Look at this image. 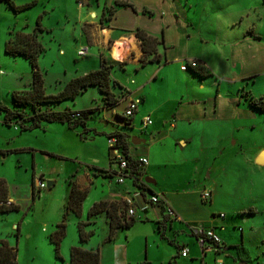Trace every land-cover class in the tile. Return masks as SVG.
Returning <instances> with one entry per match:
<instances>
[{
  "label": "rangeland",
  "instance_id": "rangeland-1",
  "mask_svg": "<svg viewBox=\"0 0 264 264\" xmlns=\"http://www.w3.org/2000/svg\"><path fill=\"white\" fill-rule=\"evenodd\" d=\"M14 1L17 5L34 1L37 4L18 14L0 10V104L11 106L12 94L30 90L27 83L33 78L28 60L6 53L5 43L11 30L31 34L40 20L43 31H38L37 35L44 52L38 65L44 75L47 95L59 93V81L69 82L83 76L85 66L89 71L97 70V56L99 50L102 51L101 57L108 65L120 68L113 72L118 83L133 88L143 86L142 93L147 98V104L140 108L143 116H137L134 130L126 134L129 144L134 137L141 140L139 145H130L134 158L152 160L156 155L160 161L157 175L170 182L176 178L180 186L177 184L170 189L190 193L189 196L170 197L172 209L180 217L183 210L194 217L206 215L213 219L215 214H224L226 219H235L239 224L229 228L230 235L239 246L247 241L248 259L252 264H264V165H258L254 159L260 149L264 151V113L251 105L252 98L264 100V0H131L137 11L130 7L118 8L121 7L116 5L118 0L115 3L114 0ZM110 10H115L112 19L102 20L103 16H109ZM162 16L173 18L169 32L176 33L174 46L168 44L170 60H181L178 65L186 62L198 65L197 60H201L213 76L201 78L187 69H182L187 73L180 74L176 64L166 69V74L159 75L160 64L141 67L135 62L139 59L136 47L122 62L112 58V50L120 39L106 37L109 34L103 32L106 24L111 27L139 24L136 30H144L156 27L155 19ZM251 27L260 42L249 45L244 39H248L245 36H249ZM158 39L162 40L161 34ZM85 46L89 47L88 54L79 56L78 50ZM164 47L165 44L158 46L162 57ZM179 91L187 96L182 105L174 99ZM116 92L118 98L125 94L120 88ZM140 93L136 96L142 99ZM102 106L105 105L98 89L90 88L74 102L60 105L59 109L79 112ZM175 109L181 111V118L191 121L190 124H183L177 134L167 139L173 140L172 143L165 141L150 150V144L159 139L155 137L161 128L172 120ZM24 110L29 116L30 110ZM121 110L122 107L116 109L118 117L122 118ZM147 114H151L152 124L141 132L140 119ZM115 115L111 110L97 111L89 115L86 128L80 125L71 129V133L67 132L68 135L50 129L43 138H37L39 130L20 134L14 127L3 125L0 111V150L8 153L5 157L0 155V178L8 181L15 205L19 207L18 212L0 220V239L17 248L19 264L70 262L69 250L63 251L65 262L56 258L47 235L60 221L69 181L74 174L81 177L89 169H97L103 175L107 171H120L108 142L111 134L124 131L123 121ZM55 126L60 128V125L52 128ZM181 138L187 145L175 147ZM29 143L59 156L44 155L39 150L35 159L32 153L16 152ZM38 179H44L47 187L40 196L35 193L33 198L32 187L36 191ZM102 181L113 191L121 187L116 177L112 180L104 177ZM48 182H56V185L49 189ZM127 183L132 181L128 179ZM205 191H212V201H203L201 195ZM71 220L72 227L69 222L67 224L65 243H71L73 238L77 241V229L74 219ZM146 222L128 233H120L113 245H106L108 228L100 220L96 234L86 247L95 250L100 247L107 264H123L120 255L124 243L129 242L128 253L123 251L132 263L140 259L143 244L146 256V245L150 243L151 257L156 258L152 264H168V255L178 251L170 240L189 230L177 228L167 240L153 244V231L158 232V229ZM237 227H242L244 233Z\"/></svg>",
  "mask_w": 264,
  "mask_h": 264
},
{
  "label": "crops",
  "instance_id": "crops-1",
  "mask_svg": "<svg viewBox=\"0 0 264 264\" xmlns=\"http://www.w3.org/2000/svg\"><path fill=\"white\" fill-rule=\"evenodd\" d=\"M124 1H128V2L132 3L131 0H124ZM114 3H115V0H114ZM118 8H123V7H118ZM0 10L1 11H11V12H13L3 2H0ZM102 13H101V15H102ZM172 22H173V18H171V16H162L159 19H157V18L155 19L154 23L156 24V27L144 28V30L147 31L148 34H150V35H152L154 37H157V38H158V36H160V34L164 35L165 47H166V45L168 46V44H170V46L172 47V46H174L173 44L176 41L175 40L176 33L175 32H171V31L169 32V30H171L170 28H171V26L173 24ZM187 24L189 25L188 20H187ZM106 27L107 28H104V30L103 29L102 30H103V32H105V31L108 32L109 34H106L107 36L105 34L102 35V36H104V38L106 36L107 38L114 37L116 39L117 38L118 39H126L128 41H131L132 44L134 45V47H136V51H138L139 59H140V57L142 56L141 45H140V42L136 39L135 33H134L136 31V28L139 27V24H136L134 26L128 25L127 27L126 26L111 27L110 25L106 24ZM251 29H252V27H251ZM248 35L251 36V37L249 38V36H245L248 39H244V41L248 42L249 45L251 43L260 42L259 39L255 38L257 36L256 33H254V32H253V34H249L248 33ZM9 37H10V35L8 33V39H9ZM168 39H170L169 42H168ZM170 46L166 47L165 52L163 54V61L162 62L149 64L147 66L154 65V64H160L159 69H158L157 72H159V75L160 74L164 75V74L167 73V72H165L166 69H171V68L174 67V64H176L177 65L176 67L178 69V71H177L178 73H180V74L187 73L188 71L184 72L181 69L183 64L178 65L181 60H176V59L175 60H172V59L170 60L169 54H168V50L170 49ZM85 47H87V46H85ZM82 48H84V47H82ZM79 50H78V52H79ZM61 52H63V51H61ZM100 52H102V51L99 50V53H98V56H97L98 61H99V64H97V66H99V67H97L98 69L101 68V65H102V62H101L102 57H101ZM165 56H166V58H165ZM139 59L135 60V62L139 63ZM165 59H166V61H165ZM199 61L203 64V66H205L207 68V65H206L205 62H203L201 60H199ZM139 65H140V63H139ZM161 65H163V67ZM85 68H86V70H84L83 75H85V74H87V73H89L91 71H94V70H90L89 71L86 66H85ZM118 69H120V68L119 67H113L112 68L111 76H112V79L114 81L115 80L117 81V79L114 77L113 72L118 70ZM212 76H213V74H212ZM157 77L158 76H156L155 79H157ZM32 79L29 80V83H27V85L30 86V87H31ZM59 83H60V87H59V92H60V91L63 90V88L65 87V85L68 82L59 81ZM91 88L98 89V87H91ZM118 88H120V90H123L124 93H125L124 95H122L121 98H118V95H117V92H116V90ZM142 89H143V86H140V87H137V88H135V87L133 88L132 86H129V85H126V84H125V86L120 84V85H118L116 87H112L113 93L115 95H117V98H118L117 105L115 107H108V106L107 107H103L102 106V108H101V110H99V112L106 111V110H108V111L111 110L112 113L116 114L115 116L119 120L123 121L121 119V117H118L117 114H119V113H118V111H116V109L118 107H122V110H121V112H122L126 108V106L128 104V101L130 99H139V100H141V103H140V105L138 107V110L136 112V114H137L136 117L134 116L130 126L126 127L124 125V127H123L124 128L123 132H125V134H126V132L128 134H130V131L134 130L133 127H135L137 116L138 115L143 116V115H141V112H140L141 106L142 105L145 106L147 104V98L145 97L144 93H142ZM88 91H85L84 93H86ZM98 91H99V89H98ZM139 92H141L140 95L143 97L142 99H141L140 96H136L137 94H139ZM84 93L80 94L78 96V98L80 96L84 95ZM99 93H100V91H99ZM119 93H122V92H119ZM175 95L176 96L174 97V99H176V101L179 104L182 105L186 101L187 96L184 95L181 91L175 93ZM100 96L102 97V102H104L103 94L100 93ZM169 100H172V99H169ZM66 102H74V101H65L63 103H66ZM12 103H11V106H12ZM63 103L58 104V105H54V106H50V107L53 110H55V111H63V110L59 109V106L62 105ZM178 108H180V107H178ZM151 111H153V110H151ZM181 116H182L181 115V111L179 112L178 109L177 110L175 109L174 115L172 117V120L168 121L165 124V126L163 128H161V130L159 131V133L155 137V138H159V139H157V141L152 142L150 144V150L153 151L155 147H157L158 145H161L163 142L167 141V139L172 138L171 136H174L175 134H177L178 130L181 128V126L183 124H186V123L190 124L191 121L183 119V118H181ZM145 117H150L151 118V114H147V115H145L144 117H142L140 119V124L142 126L141 127V132H143L145 129L149 128V126L147 128H144L143 125H142V121H143V119ZM122 123L124 124V122H122ZM50 125H52V126H50ZM53 125H60V126H58L60 128H57L56 126H55V128H52ZM65 127H66V124H62V123H47L45 127L42 126L41 128L35 129V130H39L40 131V134L39 133L36 134V137L37 138H43L44 137L43 135H45V133H48L50 129H52V130L57 129L58 131H62V132L66 133L68 135V133H71V129L68 128V127H67L68 128L67 129ZM167 127H169V130H167ZM14 128L17 131H19L18 127H14ZM85 128H86V126H85ZM35 130L26 131V132H20L19 131V132H20V134H25V133L34 132ZM123 132H121V133H123ZM151 134L154 136V132H151ZM178 137H179V135H178ZM133 139L136 141V143L137 142L138 143L137 144L133 143L132 142ZM46 141L47 140H45V142ZM172 141L173 140H170V142L169 141H167V142L172 143ZM140 142H141L140 139L134 137V138L131 139L130 145L136 146V145H139ZM30 144H32V143H29L28 146H26V147H22L21 149H17L16 152L17 153L20 152V154H21V152H25L27 154H31L32 153L33 156L35 157V159H36V156L39 153V150L44 155L47 154V155L52 156V157L53 156H59L55 152L53 153L52 151H47L46 149L45 150L37 149V147L36 148L32 147ZM180 144L183 145V146H186L187 142L183 141V139L181 138L180 142L175 143L174 145H175V147H178ZM130 145H129V150H128L129 156L132 157L135 160H139V158H134L132 156V151L130 149ZM261 151H262V149H260L258 151V153L255 154L256 156L254 155L255 156L254 159L257 158V156L259 155V153ZM5 156H8V153L6 155H3V157H5ZM140 159H147V158H140ZM147 161H148L147 165L140 167V169H141L140 180L144 181L146 183V185H147V189L148 190L150 189L151 191H148V190L144 191L143 196L139 199V202H138V203H140V205H146L147 209L145 211H142L141 209H138L137 210V214H136V218L134 219L135 220L134 225L131 228H128V229H119V230H117L116 233H115L114 239L111 240L110 242H108V238H109V235H110V219H109L107 213L106 212L101 213V214H99V215H97V216H95V217H93L92 219L89 220V218H88L89 211L91 210V208L96 203H99L101 201L119 203L121 205V207L124 209L125 208V201L135 191H140V188L137 187V185H135L134 182H132L131 184H128L126 182L125 184L121 185V187L118 186L117 188H114V191H113L110 186L105 185V183H106L105 181H102L103 178L107 177V176H105V174L103 175V172L102 173L99 172V171L97 172L96 171L97 169H93V170L89 169L81 177L76 176V174H74L72 176V179L70 181L76 183L82 189H88L89 193H88L87 198L83 202V211H82V217L81 218H78L72 212H67L66 205H67V203L69 201V197H70V193H71V186H70V181H69V190H68V193L66 195V198L64 199L65 200L64 204L62 205L63 207H62L61 218L58 219L60 221H57L55 230L51 231V233L56 231L57 225L62 222L65 214H67V224L69 222L70 226L72 225L71 224L72 223L71 219L72 218L74 219V223H75V226H76V229H77L76 231H77V235H78L77 236V241H76L75 238H73L71 243L70 242H66L65 243L66 237L64 238V240L62 241V244H61V253H62V256L64 258H66V256L63 255V251L64 252H68V250H69V252H71L72 247H75V246H80V247H82V248H84L86 250H95L94 248L89 249V248L86 247L87 244L89 242H91V239L87 243H81L80 242L79 233H78V227H77L79 221L91 222V225L87 228V230L95 229L96 225L99 223V221L100 220L103 221L106 224V226L108 228V233H109L108 237L105 240V244L106 245H113L120 233H124V232L128 233L129 231L133 230L137 225H142L143 221L144 222L147 221L146 223L153 224V226L157 227V229H158V232L157 231H153V234H154L153 235V239H155L153 244H155L156 242H158L160 240H167L169 235H172V234L176 233V229L177 228L178 229L183 228V229L189 230V232H183V234H180V235L177 234L175 237L173 236L174 239L170 240L171 244L176 246L178 251H177V253L173 252V253H170V255H168V260H169L168 264H240L241 262H246L248 264H252L251 260L248 259V258H250V252H249V250L247 249V246H246V244H248L247 241L246 242L243 241L242 246H239V244H237L234 241L233 237L230 235V233L228 231L229 228H234L236 225L239 224V223H237V221L235 219H232V220L226 219V215H225V218H221L220 217L221 214H219V215L215 214L213 219L208 218L206 215H199L198 216L199 218H198V217H194L193 215L186 214L185 212H183V210H182L183 215H181V217H180L177 214V212L175 211L174 208H173V210L177 214L178 218L177 219L170 218L168 216L167 212L164 210V207H166V206H169L171 208L173 207L172 204H171L170 197L175 196L176 194L177 195H181V196H189L190 193H188L187 191H179V192H177L176 191L177 189H170L173 186H176L177 184H178L177 186H180L179 183L177 182L176 178H175L174 182H170V180L169 181L168 180L167 181L166 180H162L157 175L156 171L158 170V167L160 166V164H159L160 161L156 157V155L153 156L152 160H148L147 159ZM185 163H187V162L185 161ZM99 173H101V174H99ZM40 177L44 178V175L41 174ZM112 178L113 177H110L111 180H112ZM0 179H3V180L6 181L7 186H8V200H9L10 203L15 204L16 201H15V198L13 197V195L10 192V186L8 184V181L5 178H0ZM35 179H36V177H35ZM55 185H56V182H53V186H55ZM147 194H150L151 196H152V194H160L162 196V198H163V201H164L163 204L160 205V206L148 205L147 201H148V199H150L151 196L149 197V195H147ZM32 195H33V198H34V189H33V187H32ZM201 197H202V195H201ZM212 200H213V193H212ZM125 210L126 209H124V212H125ZM70 226H69V228H70ZM208 228H213L216 231V233L220 236V238H221V245L219 246L220 247V251H215V250L204 251L203 248L200 246V239L196 235L195 231L198 230V229H208ZM237 228L241 229V232L244 233V229L242 227H237ZM44 230L48 231L49 229L48 228H44ZM68 230L69 229H67V235H68ZM95 232H96V229H95ZM155 235H157V236H155ZM48 236L49 235H47L48 244L51 245L54 248V245H52L50 243V241L48 239ZM64 243H65V246H64ZM249 243H250V240H249ZM255 244H256V242H255ZM146 246H147V248H146V256L144 254V244H143L142 255H141L140 259L135 261L134 263H132L130 261V257L128 256V254H126V253H128L129 242L127 241L126 243H124L123 250L125 249L127 252L125 254H124L123 250L121 252L120 259H121L122 263L123 264H152V261L155 260L156 258L155 257H153V258L151 257V244L148 243V245H146ZM235 246H237V247H235ZM184 247L188 248V250H189V253H188L187 257H182L181 254H180V250L182 248H184ZM245 249L247 250V252H246ZM97 250L100 251L101 264H107V263L104 262V259H103V251L100 250V247H98ZM233 254H234V256L236 255L237 257H233L232 256ZM163 256H165V255L163 254ZM144 259H146V260L143 261Z\"/></svg>",
  "mask_w": 264,
  "mask_h": 264
},
{
  "label": "trees",
  "instance_id": "trees-1",
  "mask_svg": "<svg viewBox=\"0 0 264 264\" xmlns=\"http://www.w3.org/2000/svg\"><path fill=\"white\" fill-rule=\"evenodd\" d=\"M15 14L26 11L34 7L37 2H30L24 5H17L14 0H0ZM117 6L130 7L134 11L136 7L128 1H116ZM108 17H102V20L109 22L112 19L115 10L109 11ZM146 13V10H144ZM9 32V39L5 43V50L8 55L22 56L29 61L33 69V79L30 90L24 92H14L12 94V106H6L0 104V111L3 114V125L6 127H19L20 132L33 131L41 128L47 123H62L67 124L70 129L77 128L82 125L86 126V121L89 119V115L101 110L100 108L88 109L85 111L74 112L70 109L63 111H55L50 106L61 104L65 101H75L80 94L88 91L91 87H98L100 93L104 96V107H115L118 103L115 94L112 91V87L120 85L116 80L112 79V65H108L105 59H101V68L91 71L83 76L76 77L69 81L62 91L56 95H47L45 92V79L41 72L38 59L44 52L43 45L38 41V31H43L40 20H37L35 31L31 34L23 32ZM136 39L140 42L142 56L139 59L141 67H146L149 64L160 63L163 61V57L158 52V46L164 44V35L162 40L154 37L143 29L138 28L135 32ZM249 34H253V30L250 29ZM259 39L257 36L255 37ZM166 58V56H165ZM166 61V59H165ZM167 63V62H166ZM200 63L196 66H192V62H186L183 65L189 67L195 75L201 78H207L212 76V73ZM122 66V65H121ZM123 69L125 70V63H123ZM252 107L260 110L264 113V100L252 98ZM30 110V115H26L25 110ZM77 113L81 114L80 118H73ZM124 125L130 126L131 120L121 118ZM118 136L124 152L127 156L129 150L128 135L121 132H116L110 135ZM0 155H6L5 151L0 150ZM130 159H133L130 157ZM107 177H113V173L107 171L104 173ZM139 175H141V169H139ZM35 179V176H34ZM71 193L69 201L66 205L67 212L74 213L78 218L82 217L83 202L87 198L89 190L80 188L76 183L70 181ZM144 188L146 187L143 185ZM141 186V187H143ZM148 190V189H146ZM148 191H151L150 189ZM35 197V193H34ZM126 209V208H124ZM124 209L119 203L101 201L96 203L88 213L89 220L93 217L106 212L110 219V235L108 242L114 239L115 233L119 229H128L134 225V219H127ZM19 207L8 200V186L5 180L0 179V220L7 214L18 212ZM91 225V222H78V233L81 243H87L96 234L95 229L87 230ZM67 235V214L61 223L57 225L55 232L48 236V239L52 245H54L55 256L58 260L65 262L61 253V244ZM237 247V246H235ZM17 248L10 246L7 240H0V264H19L17 259ZM68 264H101L100 251L99 250H86L80 246L72 247L70 252V262Z\"/></svg>",
  "mask_w": 264,
  "mask_h": 264
},
{
  "label": "built area",
  "instance_id": "built-area-1",
  "mask_svg": "<svg viewBox=\"0 0 264 264\" xmlns=\"http://www.w3.org/2000/svg\"><path fill=\"white\" fill-rule=\"evenodd\" d=\"M89 52V47H84L79 50L78 55L79 56H86ZM197 64L195 62H192V66H196ZM181 69L185 71V69H189L187 65H182ZM141 103V100L139 99H130L128 101V104L126 108L123 111V117L126 120H133L134 116L136 115V112L138 110V107ZM81 114L77 113L73 116V118H80ZM152 124V120L150 117H145L142 121V125L144 128H147ZM110 150L112 154L113 160L116 161L119 167V172H112L113 177H116V182L119 185H123L127 182L128 179H130L132 182H134L137 187L140 188V191H135L126 201H125V216L127 219H135L137 210L141 209L142 211H145L147 209L146 205H140L139 199L143 196L144 191L147 189V185L144 181L140 180L139 169L141 166L147 165L148 161L147 159H130V156H127L124 152V149L122 147V144L120 142V139L118 136H111L108 139ZM145 185L146 187L144 188ZM143 186V187H141ZM37 189L34 193L37 194V196H40L42 190L46 189V183L43 179H38L37 184L35 185ZM203 201H212V192L211 191H205L202 194ZM163 198L160 194H152L150 199H148L147 204L148 205H155L160 206L163 204ZM164 210L167 212L168 216L173 219H177L178 216L174 212V210L166 206L164 207ZM221 218H225L224 214L220 215ZM196 235L200 239V246L203 248L204 251H220V245H221V238L216 233V231L213 228L208 229H198L195 231ZM189 253L188 248L184 247L180 250V254L182 257H187Z\"/></svg>",
  "mask_w": 264,
  "mask_h": 264
},
{
  "label": "bare ground",
  "instance_id": "bare-ground-1",
  "mask_svg": "<svg viewBox=\"0 0 264 264\" xmlns=\"http://www.w3.org/2000/svg\"><path fill=\"white\" fill-rule=\"evenodd\" d=\"M91 17H95L94 13L91 14ZM132 49H134V46L131 41L120 39L112 50V58L116 61H124L128 52Z\"/></svg>",
  "mask_w": 264,
  "mask_h": 264
},
{
  "label": "water",
  "instance_id": "water-1",
  "mask_svg": "<svg viewBox=\"0 0 264 264\" xmlns=\"http://www.w3.org/2000/svg\"><path fill=\"white\" fill-rule=\"evenodd\" d=\"M133 143L137 144L136 141L133 139L132 140ZM255 162L258 164V165H264V151H262L258 156L257 158L255 159ZM147 181V180H146ZM148 182V181H147ZM149 183V182H148ZM53 186V182H48V188L50 189L51 187ZM240 264H248L246 262H241Z\"/></svg>",
  "mask_w": 264,
  "mask_h": 264
}]
</instances>
